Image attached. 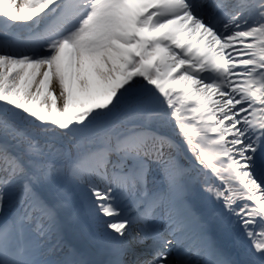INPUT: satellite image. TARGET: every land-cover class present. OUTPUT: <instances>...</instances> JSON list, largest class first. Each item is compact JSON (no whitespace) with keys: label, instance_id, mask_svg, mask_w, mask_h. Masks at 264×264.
Returning a JSON list of instances; mask_svg holds the SVG:
<instances>
[{"label":"snow or ice","instance_id":"obj_1","mask_svg":"<svg viewBox=\"0 0 264 264\" xmlns=\"http://www.w3.org/2000/svg\"><path fill=\"white\" fill-rule=\"evenodd\" d=\"M0 264H264V0H0Z\"/></svg>","mask_w":264,"mask_h":264},{"label":"bare ground","instance_id":"obj_2","mask_svg":"<svg viewBox=\"0 0 264 264\" xmlns=\"http://www.w3.org/2000/svg\"><path fill=\"white\" fill-rule=\"evenodd\" d=\"M208 205V206H207ZM210 207H217L215 209L219 210L220 205L219 202L215 201L214 198H210L209 204L206 202L198 205L195 201H193V211L197 213L211 214L214 212ZM211 233L216 237V239L229 251L236 252L237 250L243 248L247 244L246 238L243 234L235 229H230L227 231L229 237L226 239L223 235L219 233L217 230V226L215 222L210 225ZM101 247L99 243L96 244V248ZM243 258V257H242Z\"/></svg>","mask_w":264,"mask_h":264},{"label":"rangeland","instance_id":"obj_3","mask_svg":"<svg viewBox=\"0 0 264 264\" xmlns=\"http://www.w3.org/2000/svg\"><path fill=\"white\" fill-rule=\"evenodd\" d=\"M185 157H191V156L186 152L181 153V160L180 161H183L185 164H187ZM194 173L195 172L188 175L187 181H188L189 185L193 188V190H195L198 193V195L195 197V200L197 201V203H202V202L205 203L206 202L207 204H209V200L212 197L210 196V194L204 193L202 191V188L206 184H215L217 182L215 181V179L213 180L211 177L208 178V176H210V173H208L209 175L208 174H201V173H200V175H198V174L195 175ZM210 208L213 209L214 211H217V209H215L217 207H214V208L210 207ZM79 227L87 228L88 225L85 223V221H82L81 224L79 225ZM225 230L229 231V228H225ZM94 246H96V244Z\"/></svg>","mask_w":264,"mask_h":264}]
</instances>
